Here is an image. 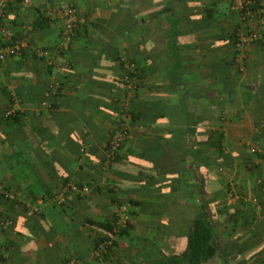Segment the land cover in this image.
<instances>
[{"label": "crops", "instance_id": "crops-1", "mask_svg": "<svg viewBox=\"0 0 264 264\" xmlns=\"http://www.w3.org/2000/svg\"><path fill=\"white\" fill-rule=\"evenodd\" d=\"M70 1L86 22L54 65L30 50H56L58 21L0 62V264H156L182 254L180 232L198 218L218 249L201 264H264V45L235 62L230 0ZM38 5L9 4L5 24L19 32ZM118 55L141 78L130 136L103 167L120 115ZM12 97L19 109L6 118ZM81 183L86 192L63 189ZM122 204L128 232L93 257Z\"/></svg>", "mask_w": 264, "mask_h": 264}, {"label": "built area", "instance_id": "built-area-1", "mask_svg": "<svg viewBox=\"0 0 264 264\" xmlns=\"http://www.w3.org/2000/svg\"><path fill=\"white\" fill-rule=\"evenodd\" d=\"M39 0H0V62L4 61L7 57L15 56L21 53V50L27 47V33L31 30L30 24L23 25V32L21 37L15 35L14 31L5 24V9L11 4L15 3L21 7H29L31 5L39 6ZM46 4L40 7V15L48 21L60 23L59 39L57 41V48L55 51H50L42 47H34L33 52L35 55L44 61L46 65H54L56 62V55L62 54L71 44L76 32L86 22V18L81 15L74 4L70 0H54L51 5L49 1L43 0ZM256 5L255 0H233L230 9L236 11L239 16L240 24L236 28V56L235 62L240 64L244 58V51L250 44L260 42L264 45V5L260 2ZM123 67L124 72H131L134 64L124 59ZM136 78L132 76L128 83L129 90L122 104L120 103V115L118 117L116 126L110 134L106 147L105 159L103 160V167H107L110 161L120 152L121 147L130 136L131 120L129 113V101L134 96L136 89ZM58 82L50 85V89L56 91ZM18 99L10 98L8 105L4 110L6 118L12 117L16 114L18 108ZM42 104H46L42 102ZM255 152H259L256 148ZM64 190L86 192L88 190L85 184L78 186L76 184H69L63 188ZM250 202L259 209L260 204L256 197H250ZM36 211V209L34 210ZM128 205H119L114 211V218L112 220L111 231L108 232L97 247L91 251L93 257H100L102 254L107 253L114 247L115 239L121 229L128 228ZM11 220H5L1 223L2 228H7L11 224ZM66 264H78L74 258L70 259Z\"/></svg>", "mask_w": 264, "mask_h": 264}, {"label": "trees", "instance_id": "trees-1", "mask_svg": "<svg viewBox=\"0 0 264 264\" xmlns=\"http://www.w3.org/2000/svg\"><path fill=\"white\" fill-rule=\"evenodd\" d=\"M255 3H256V5H259L258 4L259 0H255ZM231 4H232V1L230 0L229 1V7L231 6ZM46 21H48V20L43 18L40 15V13H38L33 21L27 22L25 24H30L31 30H33L37 27H42L41 24L46 22ZM25 24H23V25H25ZM236 28H237V26L234 29H232V31L230 33L233 48H235V43H236V38H237ZM22 30L23 29L21 28L19 32H16L14 30L13 31H14V34L17 35L18 33L20 34ZM257 43L261 44L260 42H257ZM33 48L30 50V52L33 54V56L37 57L35 55V53L33 52ZM25 49L26 48L21 50V54H24ZM68 49H69V47L65 51H62L61 53L65 54ZM121 57H122L121 55L117 56V62H118V65L120 66V71L122 72V71H125V68L123 67L124 58L123 57L121 58ZM127 59H128V61H130L131 63L134 64V68L131 72H127V73L123 72L124 73V81H123V87L120 89L118 103H121L124 101L126 94H127V91L129 90L128 83H129L130 79L132 78V76H134L136 78V81H137L135 84L136 89L134 91L133 99L137 95L138 87L140 85L141 73L139 71L140 70L139 66L136 65V63H134V61L130 57L129 58L127 57ZM46 66L50 67L52 65H46ZM59 85L60 84L58 82V86H57L56 90H58ZM129 113H130V120H131V124H132L134 121V118H135V113L133 112V109H131V108L129 110ZM16 114H17V112H16ZM14 116L9 117V118H13ZM221 135L222 134H219L218 137L215 139V142H214L215 143L214 146L218 151H222V146L220 145L221 144ZM107 142H108V139H107ZM106 147H107V145H106ZM117 156H118V154L113 159H115ZM104 159H105V157H104ZM83 184L81 183V184H77V185L81 186ZM254 197L257 198L258 203L260 204L259 198L256 195ZM246 202H243L242 205L244 206V205L250 203L249 201H246ZM129 227H130V223L128 224V228L121 229L118 233L122 234V233L128 232ZM111 228H112V222H110L109 224H107L105 226V229L107 230V234L109 231H111ZM180 233H179L180 235L185 236L184 251L182 252V254H180L178 256H167L165 258L162 257L158 262H156V264H201L202 262L207 261L211 258H214V256L217 255L218 249H217V245L215 242V230L209 224H206V222H204L202 219H200V218L196 219L195 223L191 224L188 227V229L186 230V232H184V233L180 232ZM107 234H104L105 236H102L101 238H99L94 247H97V244L103 238H105ZM114 245H115V242H114ZM228 248H229V246H228ZM109 251H111V250H109Z\"/></svg>", "mask_w": 264, "mask_h": 264}]
</instances>
